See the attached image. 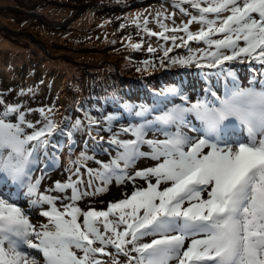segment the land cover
Instances as JSON below:
<instances>
[{
    "label": "snow or ice",
    "instance_id": "1",
    "mask_svg": "<svg viewBox=\"0 0 264 264\" xmlns=\"http://www.w3.org/2000/svg\"><path fill=\"white\" fill-rule=\"evenodd\" d=\"M173 7L190 17L187 22L170 29L163 23L169 17L158 12L162 31L157 33L143 20L148 35L189 48L187 57L172 63L223 70L226 62L254 61L264 75V0H173ZM133 22L139 27L140 17ZM192 41L205 47L193 51ZM154 51L149 46L148 52ZM171 51L165 48L164 57ZM182 99L184 104L113 131L114 115L104 118L107 127L87 112L61 126L49 116L51 109L0 98V264H264V88L234 83L225 98L217 97L218 105L207 98ZM34 111L42 119L29 120ZM153 111L141 107L135 116ZM84 131L93 141L92 154L81 151L74 168L66 169L67 179L42 191L49 169L58 163L53 138ZM101 131L110 134L107 139ZM42 154L52 163L39 168ZM140 161L146 166L137 168ZM37 171L41 174L34 176ZM137 180L144 185L107 210L79 204L106 192L113 181ZM7 181L26 188L25 194L35 197L33 206H46L39 213L46 223L30 220L12 200Z\"/></svg>",
    "mask_w": 264,
    "mask_h": 264
},
{
    "label": "rangeland",
    "instance_id": "2",
    "mask_svg": "<svg viewBox=\"0 0 264 264\" xmlns=\"http://www.w3.org/2000/svg\"><path fill=\"white\" fill-rule=\"evenodd\" d=\"M69 2L73 3L56 0H0V63L2 62V66L0 65V98H3L6 103H19L25 108L35 110L43 108V106L48 108V102L44 100V95L51 88L56 94L62 91L59 98L48 97V101L56 100V109L60 110L64 105L72 102L70 100V89L73 88L76 79H79V86L81 87L89 77L113 78L122 76L123 71L126 72V68L123 69L121 66L125 62L120 58V53L126 49L127 45L122 43L120 40L121 35L118 34L117 30L121 27V24L124 25V20L128 21L134 18L136 14L133 10L135 9H142L146 13L157 10L154 13L160 12L168 15L169 21L177 25L187 22L190 18L181 13L179 9H169L166 2L162 0H71ZM50 3L62 6V12H57L59 14L56 15L53 8L51 10L48 8ZM35 7L42 8L38 12L34 10ZM13 10H19L20 13L28 16L13 15L11 12ZM24 10L37 13L43 22L49 26V30L60 28H64V30L48 32L36 20L34 21V15L24 13ZM190 11L195 14L194 9H190ZM110 14H113L115 19L120 18L115 31L112 30L111 32L107 29V20L112 18ZM127 14L130 15L124 16ZM147 27L155 32L162 30L158 24H148ZM198 28L199 25L195 23L190 26V30L193 32L197 31ZM179 34L184 36L183 32H179ZM110 36H112V40ZM5 40L10 43L9 49H11L6 55ZM189 43L191 49L205 47L203 43H196L195 41ZM110 47L112 49L106 52L105 50L110 49ZM16 50L20 52L16 56L21 57L15 62L14 51ZM231 62L240 63L237 61ZM252 63L250 62V64ZM74 65L75 67H73ZM192 67L191 71L194 70V66ZM254 67L256 68V65ZM132 74L134 76L131 79L138 77L137 73L132 72ZM38 78L42 80L41 83H37ZM259 78L261 81V76ZM49 81H53V83ZM42 83L43 86H41ZM225 85L221 86L223 90H226ZM40 89L42 95H40ZM202 98L204 97L195 96L193 101ZM209 101L214 102L215 99L210 98ZM27 118L33 121L42 119L38 111L29 113ZM197 123L199 124V122ZM49 151L51 152L53 149L50 148ZM81 151L92 153V150L84 149L79 144L75 147H64L62 150H58L60 173L56 168L49 169L48 178L44 180L47 185L41 186V190L51 188L55 180H66L71 174L66 169L74 168L72 161L76 160ZM97 158L103 160L101 154H98ZM108 159L109 157H107ZM41 161V164L38 165L39 168H43L45 163H52L46 157H44L45 162ZM89 166L92 167L93 165ZM40 174V172H35L34 176ZM85 179L87 178L85 177ZM112 184L108 185L107 188L111 187ZM24 191H27L26 188H24ZM50 194L54 195V193ZM117 194L122 199L125 197L122 190H119ZM100 197L101 194H98L97 197H85V199L93 202L92 205H82V201L79 204L82 209L96 207V210H107L106 206L112 203V200L100 202ZM33 198L28 196L27 202H25L23 197V203L17 204L28 215L31 214L30 220L37 224L35 221L41 218L39 213L46 206H33L31 204ZM26 206L30 207L32 212H29ZM33 213L38 214V216ZM110 251L113 250L110 249ZM102 259L107 260L108 257H102ZM121 259L123 260V257Z\"/></svg>",
    "mask_w": 264,
    "mask_h": 264
},
{
    "label": "trees",
    "instance_id": "3",
    "mask_svg": "<svg viewBox=\"0 0 264 264\" xmlns=\"http://www.w3.org/2000/svg\"><path fill=\"white\" fill-rule=\"evenodd\" d=\"M66 3H73L69 2L71 0H56ZM49 9L53 8L55 10L56 15L59 14L57 12H62V6L56 4V3H50L48 5ZM42 7H35L34 10L39 12V9ZM61 10V11H57ZM137 13L135 14L140 15L143 14L145 11L142 9H135ZM13 15L19 14L20 16H28L25 14L20 13V11H11ZM106 12V11H105ZM107 13V12H106ZM146 14V12L144 13ZM112 18H109L107 20V29L109 32L112 30L115 31V28L117 27V23L119 24L120 18H113V14H110ZM126 16V15H124ZM143 17V16H142ZM140 17V20L142 19ZM34 21L36 20L37 23L43 28H45L48 32L53 31H63L64 28H60L57 30H49V26L45 24L41 19L38 17H33ZM26 20V19H24ZM132 18L130 20H124L123 24H121V27L117 30L118 34L121 35L120 40L123 44L127 45L126 49L122 50L120 53V58H122L124 64H122V68L125 69L126 72L123 71V75L120 77H113V78H103V76L98 77H89L88 80L82 84V86H79V79H76V83L73 85V88L70 89V100L72 101L70 103V110L75 107V111L78 115V118L84 119L85 112L89 113L93 118L97 119L98 114L93 111V107L95 105L100 104V101L98 100L99 94H106V93H112V92H122L123 88H127L129 92V96L124 98V103H130L131 105H134L135 103L142 100L144 97H146L149 92L150 88L153 90H157L160 82H170L175 79L177 76L175 72L173 71L179 63H172L171 58L169 55H174L176 59L187 57V54L183 51V47H176L175 45L171 46H162L161 44L155 47H152L155 49L154 52H148L146 49L150 46L152 42H155L150 35H148L145 31L142 30V27H138L134 22H132ZM106 30V28H104ZM110 39L112 40V36H110ZM130 44H140L141 47L138 49H133ZM165 48H171L172 51L168 53V57H164V49ZM112 48H107L105 51H109ZM17 54V53H16ZM15 54V57H16ZM42 56V55H41ZM21 57V56H18ZM145 58L150 60V63L148 66H145L144 62ZM13 63V62H11ZM80 64V63H77ZM82 65V64H80ZM85 66V65H83ZM176 66V67H175ZM22 67V66H20ZM75 67V65L73 66ZM87 67V66H86ZM90 68V67H87ZM17 69V68H16ZM134 73H141V76L143 77L142 83H136L135 79H131L132 74ZM60 91L58 94L61 95ZM157 92V91H156ZM59 95V96H60ZM45 97V95H44ZM59 100V99H58ZM57 103V102H56ZM112 111L106 112L104 114V117L108 115H114V112H118V108L116 103H111ZM59 110L55 109L54 112H58ZM68 111V110H67ZM67 111L63 112L62 115H66V117L69 119V112ZM68 120L63 121V118L60 119V125L62 126L64 123H67ZM85 132V131H84ZM84 132H78L76 137H72V141L75 142L76 140H82V136ZM62 138H67V136H59L56 135L53 139L54 140H61ZM64 142V141H63Z\"/></svg>",
    "mask_w": 264,
    "mask_h": 264
},
{
    "label": "bare ground",
    "instance_id": "4",
    "mask_svg": "<svg viewBox=\"0 0 264 264\" xmlns=\"http://www.w3.org/2000/svg\"><path fill=\"white\" fill-rule=\"evenodd\" d=\"M5 48H6V50H5V55H6L8 52L11 51V49H9L10 48V43L7 40H5ZM14 53L16 54V53H20V52L16 50V51H14ZM19 59H20V57H18V56L15 57L14 56V61L15 62L18 61ZM0 65L2 66V62L0 63ZM6 71H8V70H6ZM98 117H99V115H98ZM196 135H198V134H194L192 136L195 137ZM144 166H146L144 161H141V162H139L136 165L137 168H142ZM137 185L143 186L144 182L137 180L135 182V184L133 182H131V181L126 182L124 184H117L114 181L113 184L111 185V187L107 188V191L104 192L103 194H101L100 202H104L105 200H111V198L113 199V201L118 202L120 199H122L120 197V195L117 194V192L119 190H122L123 191V196H125L126 194H130L131 191L134 189V187L137 186ZM92 204H93V202L91 200H89V199H84L82 201V205H92ZM29 215H31V214H29Z\"/></svg>",
    "mask_w": 264,
    "mask_h": 264
},
{
    "label": "water",
    "instance_id": "5",
    "mask_svg": "<svg viewBox=\"0 0 264 264\" xmlns=\"http://www.w3.org/2000/svg\"><path fill=\"white\" fill-rule=\"evenodd\" d=\"M24 13H26V11H23ZM31 13H33V12H31Z\"/></svg>",
    "mask_w": 264,
    "mask_h": 264
}]
</instances>
